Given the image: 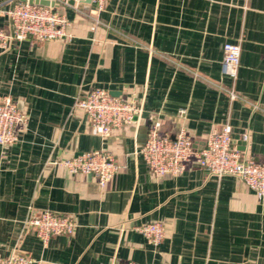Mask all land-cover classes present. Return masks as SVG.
Segmentation results:
<instances>
[{"label": "crops", "instance_id": "crops-1", "mask_svg": "<svg viewBox=\"0 0 264 264\" xmlns=\"http://www.w3.org/2000/svg\"><path fill=\"white\" fill-rule=\"evenodd\" d=\"M24 1L0 0V28L10 30L6 12ZM71 2L56 4L67 38L0 49V102L11 96L28 116L17 141L0 146V260L264 264V199L243 180L194 162L159 177L140 154L155 123L172 137L185 128L197 150L230 125L243 157L263 158L264 0H108L100 13ZM226 43L241 46L235 80L222 73ZM94 88L135 99L143 113L100 136L77 104ZM93 151L119 166L105 189L54 164ZM43 211L72 217L74 235L43 244L26 224ZM154 222L165 226L158 248L136 231Z\"/></svg>", "mask_w": 264, "mask_h": 264}, {"label": "built area", "instance_id": "built-area-1", "mask_svg": "<svg viewBox=\"0 0 264 264\" xmlns=\"http://www.w3.org/2000/svg\"><path fill=\"white\" fill-rule=\"evenodd\" d=\"M79 5L86 0H72ZM108 0H91L95 13L102 12ZM55 7L31 4L29 0L14 4L6 15L10 20V30L0 28V49L6 50L12 42L26 40L50 42L67 38L69 20L56 9V4L69 6V0H51ZM222 73L235 80L241 62L240 44L226 43L223 47ZM233 101L240 99L234 91H229ZM84 109L97 134L106 138L113 130L132 124L143 113V108L135 99H123L111 94L107 89L94 88L86 98L77 102ZM259 109L258 106H256ZM184 116V112H181ZM28 123V116L11 96L0 102V146L17 141V131ZM160 123H155L148 134L140 154L147 167L157 176H179L186 172L189 163L194 164L221 179L235 176L255 192L259 200L264 199V156L260 161L245 159L235 146L232 127L224 126L208 136L204 148L197 150L193 139L185 128L174 136L160 133ZM244 140L247 137L244 136ZM73 175H88L96 178L101 189H105L119 170L115 157L104 151L83 153L73 159L55 162ZM26 224L35 229L38 239L47 244L55 236H73L77 223L70 216L43 211L27 219ZM145 240L158 248L165 238V226L161 222L148 223L136 228ZM0 264H34L27 257L13 254ZM127 264H136L130 262Z\"/></svg>", "mask_w": 264, "mask_h": 264}, {"label": "water", "instance_id": "water-1", "mask_svg": "<svg viewBox=\"0 0 264 264\" xmlns=\"http://www.w3.org/2000/svg\"><path fill=\"white\" fill-rule=\"evenodd\" d=\"M29 2L31 4H37V5H41V6H51V7H55V2H51L49 0H29ZM86 2L91 3V0H86ZM71 3L73 4L74 2L72 1ZM111 94L113 96H116L117 97V94H113V93H111Z\"/></svg>", "mask_w": 264, "mask_h": 264}]
</instances>
